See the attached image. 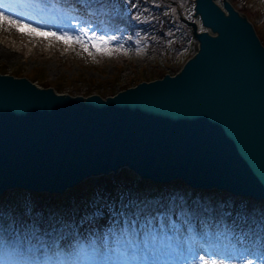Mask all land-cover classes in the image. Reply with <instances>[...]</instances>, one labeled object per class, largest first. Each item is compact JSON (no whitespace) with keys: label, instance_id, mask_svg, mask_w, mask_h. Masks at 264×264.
I'll return each mask as SVG.
<instances>
[{"label":"water","instance_id":"95a60500","mask_svg":"<svg viewBox=\"0 0 264 264\" xmlns=\"http://www.w3.org/2000/svg\"><path fill=\"white\" fill-rule=\"evenodd\" d=\"M179 18L195 55L177 74L113 96L0 73V197L63 196L128 171L264 202V45L230 0H194V20Z\"/></svg>","mask_w":264,"mask_h":264},{"label":"rangeland","instance_id":"374dc122","mask_svg":"<svg viewBox=\"0 0 264 264\" xmlns=\"http://www.w3.org/2000/svg\"><path fill=\"white\" fill-rule=\"evenodd\" d=\"M62 1L69 6L72 0ZM73 1L78 2V0ZM230 1L238 11L247 16L251 23L254 24L264 44V0ZM105 3L107 14L97 13L96 15L103 22L104 19L109 22L111 21L110 24H106L110 30L107 33L102 32L100 27L95 30L98 34L117 35L120 37L114 44L117 46L123 44L124 48L127 49L126 55L116 52L111 56H105L92 50L93 54L89 56L81 50L79 45H76L72 51H68L66 56L56 60L49 57L48 59L38 61H20L5 59L0 56V73L18 78H28L43 88L52 87L56 89L59 94L81 95L85 97L100 95L106 98L127 88L134 87L142 81L161 79L166 74L175 75L181 70L186 61L195 55L197 50L196 41L178 16L180 11L187 20L193 21L194 0H155V3H153V0H133V3L141 5L139 9L130 8L124 0H105ZM117 9L120 15H116ZM144 9H148V11L144 12ZM138 11L143 13L140 21L134 19V15ZM152 16H155V20L151 19ZM115 18L118 21L112 23V20ZM91 22L95 28L96 24L92 20ZM151 34L159 38L161 43L159 51L150 57L149 49L151 44L145 37L153 36ZM67 49L69 50L70 47L68 46ZM117 62H120V64L117 65ZM124 172L129 173L128 171H123L122 173ZM129 175L132 178L131 184L134 183L136 187L143 185L136 176L130 173ZM115 179L116 176H110L88 180L78 187V189L88 192L84 193L80 199L76 195L75 189L67 192V196L35 195L16 190L7 192L0 202V234L2 231L7 232L5 234L7 238L9 235L13 236L12 233L18 234L22 230H24L22 232L24 233L34 227L38 228L42 234L50 229H54L56 226L60 227V230L65 228L66 225L71 227L67 217H71V220H82L81 214H77L75 208L77 207V201L81 199L83 203H87L85 207L86 212L89 211L86 215L87 217H83L98 221V218L100 219L101 216L111 214L112 208L108 209L105 207L106 209H99L92 205L89 200L92 194L98 199H103L102 195L109 196L110 194L111 197H116L121 202L119 207L123 215L120 216L119 214L115 219H118L121 223L125 219H129L128 212L132 210L135 215L139 214L140 219L154 215L155 210L152 213L148 211L149 214L142 216L138 209L132 208L131 210V207L127 205L128 202L124 199V195H135L136 200H140L142 199L140 193L143 189L137 190L136 187H132L128 188L129 190L126 189V191L119 189L121 193L118 191L113 192L109 188L111 183L108 182H113ZM124 183L126 185L129 184L128 181H124ZM125 184L124 188H126ZM144 192L142 193L144 194ZM223 195V193L216 192L212 196L210 192H200L197 194L198 203L195 204L194 200H190L189 198H186L184 201L183 209L187 211V214L191 213L192 216L189 219L195 224L202 226L201 230L213 228L212 233L207 235L214 238V240H217V236H219L216 233V229H220L218 228L219 222L212 216V227H210L202 217L196 220L193 217L192 210L194 207L203 206L212 215L214 212H219L220 210L224 212L225 210L219 208V204L214 202L215 200L220 202L222 204L220 206H231L232 203L227 201L230 197L227 196V199H225ZM68 199L69 201H66ZM201 199H206L205 204H209V208L203 205V200ZM107 201L112 203L114 200L108 198ZM62 202L64 204L69 202L70 206L66 209H60ZM140 203L142 204V202ZM140 203L138 207L141 206ZM214 203L216 208L213 211L212 205ZM231 208L233 209L231 210V214L228 215L229 220L233 219L234 213L239 212L244 219L251 221L255 234L259 238L264 236V203L255 204L253 201L248 200L242 203L235 200ZM97 213L100 215H97ZM133 218L135 216L130 219ZM105 222L110 223L109 220ZM219 227L222 228L221 225ZM171 234L169 233L167 236L162 237L164 245H168L167 240L169 236H172ZM180 247H187V244L180 241L175 245V249ZM175 249L173 248V250ZM148 258L153 259L157 264H164L163 261L164 259L166 260V257H159L157 249L146 253V259ZM75 264L80 263L76 262ZM136 264H143V262H136ZM174 264H187V261L185 258L178 256L175 258Z\"/></svg>","mask_w":264,"mask_h":264},{"label":"snow or ice","instance_id":"6c2138e0","mask_svg":"<svg viewBox=\"0 0 264 264\" xmlns=\"http://www.w3.org/2000/svg\"><path fill=\"white\" fill-rule=\"evenodd\" d=\"M130 8L139 9L141 5L133 3V0H124ZM155 3V0H153ZM56 24L60 31L40 28L24 20H19L13 15L7 14L8 10L0 11V26L8 25L17 32L25 35H38L40 37L55 39L69 47L79 45L84 53L92 56L96 53L111 56L116 52L126 55L127 49L123 44L115 45L120 37L117 35L98 34L94 25L86 17L97 13L107 14L105 0H78L64 8H56ZM147 12L148 9H144ZM143 13L137 12L134 19L140 21ZM116 15H120L116 10ZM155 20V16L151 17ZM131 39V37H129ZM97 215H100L97 213ZM172 233L177 240L183 241L187 247L176 248V254L186 259L187 264H264V236L259 243L252 242V246L246 243L243 233L233 236L227 230H217L216 233L233 238L234 252L230 257L215 254V250L199 243L202 236L212 233L207 228L197 232L195 225L186 216L180 213V221L177 222L167 215L148 216L140 219L136 214L133 219H125L122 223L117 221L102 235H94L87 241L79 242L73 253L85 254L89 251L100 258H136L141 252H152L151 245H157L163 236ZM69 244L62 242L59 237H52L50 233L41 234L38 228L5 237L0 234V250L4 254L5 261L22 257L25 253L33 255L36 259L47 258L52 250H68ZM40 253V256H35ZM217 257H223L218 259ZM251 257H254L253 260Z\"/></svg>","mask_w":264,"mask_h":264},{"label":"bare ground","instance_id":"6f19581e","mask_svg":"<svg viewBox=\"0 0 264 264\" xmlns=\"http://www.w3.org/2000/svg\"><path fill=\"white\" fill-rule=\"evenodd\" d=\"M75 3L77 2L72 0L69 5ZM67 6L68 5H66L62 0H0V11L8 10L10 12H8L7 14L13 15L19 20H24L37 27L54 31H60V28L56 24L55 20L57 11L56 8H64ZM86 18L90 21H94V23L96 24L95 29L100 27L102 29V32H109L110 28L107 27L106 24H110L111 21L109 22L108 20L104 19L103 22L96 14L89 15ZM112 21V23H116L118 20L115 18ZM199 29L201 31L205 30L201 27L200 23ZM145 38L151 44L149 49V55L151 57L155 52L159 51L161 42L159 38L154 37V35ZM67 47L68 45L55 39L44 38L38 35H25L21 32H17L15 28H10L8 25L0 26V56L5 59L38 61L45 60L51 57L52 59L56 60L63 58V56H66L68 51H72L76 47V45L71 46L69 50L67 49ZM118 64H120V62H117V65ZM172 186L166 188L171 189ZM102 197L104 199L112 198L114 200L112 203L114 205L115 211L113 209V212L111 214L107 216H101L100 219L98 218V221H93L92 219H88L85 217H82V220H71V217H67L69 219L68 221L70 222L71 227H68V225H66L65 228H62L60 230V227L56 226L54 227V229H50L52 231L48 230L43 233L47 234L51 232L52 237L61 238L62 242L70 245L67 251H65L64 249H60L59 251L52 250L48 254L47 258L41 259H36L33 257V255L25 253L22 257H17L5 261L4 254L2 250H0V264H75L76 262H79L80 264H136V262H144L146 260V254L144 252H141V254L136 258L114 257L112 259L100 258L91 251L85 254L73 253V250L79 242L87 241L88 239L93 238L94 235H102L103 232L106 231L110 226L119 221L118 219H115L117 215H123V212L119 207L121 202L116 197H111V194L109 196L102 195ZM182 199L184 201L186 200L184 194H182ZM225 199H227V197H225ZM229 200L230 199L228 198L227 201L229 202ZM184 201L182 202L183 208ZM154 207L155 206L153 205L146 204L141 208V216L149 214L148 211L152 213ZM130 209L132 210V208ZM232 209L233 208L229 207L224 212L220 210L219 212H214V214L212 215L209 214L205 207L199 206L196 208L194 207V209L192 210V214L193 217L196 218V220L201 219V217L205 219V221L208 222H206V224H209L210 227H212V216H214V219L221 223H218V228L220 229H216V231H223L225 229V226H227V230L231 232L233 236L243 233L246 237L245 242L248 243L249 246H252L253 241L259 243L260 238L255 234L253 225L251 224V221L249 219H244V217L241 216V214L238 212L239 214L234 213L233 215L235 217L233 216V219L229 220L228 215L231 214ZM183 210V213H185L188 218L192 217L191 213L187 214V211L185 209ZM128 215L129 219L132 218V211L128 212ZM106 220H109L110 223L105 222ZM191 222L195 225L197 232L203 231L201 230L202 226L195 224L193 221ZM220 225L222 226V228L219 227ZM212 229L209 228V231H212ZM6 233L2 231L1 234L5 236ZM9 237L11 236L9 235ZM201 239L202 240L199 243L214 249L215 254L217 255L230 257L234 252L233 238L226 235L219 234V236H217V240H214V238L209 235H204L201 237ZM167 241L168 245L166 246L164 245V242L161 238V241L157 245H151L150 247L153 250L157 249L159 257H166L165 264H174V260L178 257V255L176 254V251L173 250V248L175 249V245H177L180 240H177L175 236L172 235V237ZM40 255V253L35 254V256ZM223 257L217 258L221 259ZM251 258L255 259L254 257Z\"/></svg>","mask_w":264,"mask_h":264},{"label":"trees","instance_id":"16d2710c","mask_svg":"<svg viewBox=\"0 0 264 264\" xmlns=\"http://www.w3.org/2000/svg\"><path fill=\"white\" fill-rule=\"evenodd\" d=\"M124 181L129 182L128 188L136 187L134 186V183L131 184L132 178L128 173H124L118 179H115L113 182H109L111 183L109 187L113 192L118 191L119 193H121V191H126V189L129 190L127 187L124 188V184H125ZM142 183L143 185L136 187L137 190L143 189L142 192L145 191L144 194L142 192L140 193V195L142 196V199L136 200L137 198L135 195L133 196L124 195V199L126 202H128V205H130L131 208L138 209L139 212H141L142 207H144L146 204L152 203V205H155L157 207V213L171 217L173 213V209L179 208L177 206V202H178V199L182 196L184 185L181 183H176L170 189V188H162L160 186H153L148 182H142ZM76 193H77L76 195H78L80 199L84 193H88V192L87 191L84 192L81 189H76ZM194 197L197 198V193L194 194ZM89 200L91 201L92 205H94L96 208L98 207L99 209H106V208L114 209L113 203L107 201V199H104V198L98 199L95 197V195L92 194V197H90ZM140 202H142V204ZM62 203L60 204L61 205L60 209L61 208L66 209L70 206L69 202L67 204H64V203L62 204ZM139 203L141 204L140 207H138ZM86 204L87 203H83L81 199L77 201V207H75L76 212L78 214H81L82 217L86 216L89 212V211L86 212L85 210Z\"/></svg>","mask_w":264,"mask_h":264}]
</instances>
